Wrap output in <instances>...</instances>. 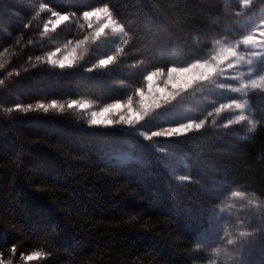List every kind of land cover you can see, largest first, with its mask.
I'll return each instance as SVG.
<instances>
[{"label":"trees","instance_id":"obj_1","mask_svg":"<svg viewBox=\"0 0 264 264\" xmlns=\"http://www.w3.org/2000/svg\"><path fill=\"white\" fill-rule=\"evenodd\" d=\"M201 4L0 0V264H207L199 236L213 208L234 190L264 202V90L251 95L255 125L245 132L241 124L206 121L146 138L89 125L71 108L37 107L123 100L144 87L149 72L201 59L228 24V14L204 15ZM105 5L124 38L88 44L92 52L71 68L49 64L50 14L70 15L52 37L82 39L81 11ZM113 54V64L98 66ZM159 146L181 157L190 179L175 176ZM33 253L38 257L26 260Z\"/></svg>","mask_w":264,"mask_h":264},{"label":"rangeland","instance_id":"obj_2","mask_svg":"<svg viewBox=\"0 0 264 264\" xmlns=\"http://www.w3.org/2000/svg\"><path fill=\"white\" fill-rule=\"evenodd\" d=\"M201 12L204 15L228 14L226 35L216 40L209 52L201 59L209 58L216 48L223 45L236 46L237 51L246 58L253 51L261 53V57L264 58V47H261L259 43L264 41V36L260 35L261 32H264V0H247V3H245L244 0H202ZM62 14L68 15L69 19L57 25L55 28L51 25V21L55 19L51 14L44 23V31L45 25L47 24L48 26V30L45 31V36L52 38L46 53L47 60L49 52H53L56 48H60L62 51L57 54L58 57L63 55L66 47H72L77 40H80L58 35L52 37L53 34L58 32L59 28H63L70 20V15L68 13ZM124 35V32L113 33L111 29H108L105 35L96 41V43H98L100 47L107 44L113 46L116 45L119 40L123 39ZM247 35H254L258 44L244 45L243 37ZM87 36L91 37V30L88 28ZM217 41H219V43H217ZM92 42L93 41L89 39L86 44L78 49L77 60L82 56H86L89 52H92L93 47H89L88 49L87 46L88 44H94ZM104 56L102 55L100 59ZM57 57L53 58L55 59ZM185 65L172 66L183 67ZM248 67L247 64H244L235 70H228L226 76L217 78L215 84H205L182 93L170 104L162 105L160 108L150 111L145 119L135 126H115L135 131L143 137L150 138L153 137L151 133L154 131H164L169 127H175L189 121L198 123L200 120L207 121V123L216 126L241 124L244 129L243 132L249 131L255 125V119L251 108V95L256 90H264V87L259 89L250 87L240 92L219 87L220 83H231L233 88L239 87L240 80L232 79V77H240L241 73L248 78H255L256 75L264 74V71H262V68H264V60H253V65L251 66L253 72L251 74L248 73ZM161 70L164 73L167 71V69ZM153 83L156 87L163 88L162 80L156 81L154 78ZM147 88L148 83L146 82L142 89L147 90ZM135 91L128 95V97H133L134 104L138 99L135 95ZM128 97L120 101H127ZM231 99H237L243 103L245 105L244 109H224L219 114L215 112V109L219 107L221 103H228ZM73 100L87 101L91 105V108L88 110L75 107L71 108L77 114L78 120L87 124L88 120L91 118V112L97 111L107 104L84 98ZM54 101L57 105H63V107H67L69 103V101L65 103L57 100ZM241 111L247 119L236 122L235 117L240 115ZM229 120H232L233 123L228 124ZM249 120L252 121L251 124L248 123ZM158 148L163 154V162L167 164L178 179H190L185 172L184 163L180 156L164 146H159ZM233 192H242L244 195L233 196ZM242 232L245 233V235L242 236ZM229 240L233 241V243L229 244ZM199 242L208 250L204 254L208 260V262H206L207 264H264V202L251 192L242 190L232 191L213 208L210 215L209 226L204 233L199 236ZM29 257L35 259L38 257V254H30L26 257V260H29Z\"/></svg>","mask_w":264,"mask_h":264},{"label":"snow or ice","instance_id":"obj_3","mask_svg":"<svg viewBox=\"0 0 264 264\" xmlns=\"http://www.w3.org/2000/svg\"><path fill=\"white\" fill-rule=\"evenodd\" d=\"M247 3V0H244ZM54 20L51 21V25L55 28L57 25H60L62 22L67 21L69 16L62 14L59 11H53L51 13ZM80 15L83 17L87 28L91 30V37L84 36L83 39L77 40L75 45L72 47H66L63 52V55L57 57L58 53H61L60 48H56L55 51L48 53V63L58 66L60 69L71 68L77 61L78 58V49L86 44L89 39L96 42L102 36L105 35L106 30L111 29L113 33L120 32L123 33L124 27L119 24L115 19H113L112 13L109 10L107 5L103 7H94L91 10H82ZM95 21V22H94ZM84 27V25H81ZM48 30L47 24L45 25V31ZM261 36H264V32L260 33ZM125 44L128 43L127 40L124 41ZM219 43V41H217ZM261 47H264V41L259 42ZM244 45H257L258 41L254 35H247L243 37ZM123 51L122 48L117 47L115 52L117 54ZM57 57V58H53ZM117 56L106 55L102 59L98 60V66L104 68L113 64L116 61ZM254 59L264 60L261 57L259 52H251L247 58L244 55H241L236 46L223 45L218 48L211 54L207 59H195L191 63L186 64L183 67L178 66H169L167 67L166 73H164L160 68L155 69L154 71L149 72L144 76V80L148 83L147 90L142 88H136L135 95L138 99L133 103V97L129 96L127 101L116 100L112 103H107L103 107L99 108L97 111L91 112V118L88 120L89 125H125V126H135L145 119L153 109H158L162 105L170 104L175 101L182 93H185L189 90H193L197 87H200L205 84H215L217 78L226 76L228 70H235L241 67L244 64H247L248 73L253 72ZM95 67V66H93ZM89 71L93 68H89ZM264 71V68H262ZM154 78L156 81H163V88H158L153 83ZM232 79H239V87L233 88L231 83H220L219 87L223 89H228L235 92H240L248 88L259 89L264 87V74L256 75L255 78L245 77L243 73L240 74V77H232ZM17 108H20V105H16ZM30 107V106H29ZM38 108L44 109L45 112L51 108H63V105H57L55 101H52L51 104H38ZM68 108H79L83 110H88L91 108V105L87 101H69ZM245 105L237 99H231L228 103H221L219 107L215 109V112L219 114L224 109L235 108L237 110H243ZM246 116L241 111L240 115L235 117L236 122L244 121ZM205 121L200 120L198 123L189 121L184 124H180L175 127H169L164 131H154L151 133V136H175L183 133H187L190 129H200L204 125ZM233 121L229 120L228 124H232ZM249 124L252 123L251 120L248 121ZM150 138V137H146ZM233 196H243L242 192H233ZM245 235V233H241ZM229 244H232L233 241L229 240ZM28 259H31L29 257Z\"/></svg>","mask_w":264,"mask_h":264}]
</instances>
